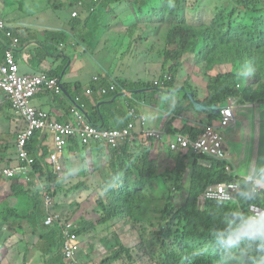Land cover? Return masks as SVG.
I'll return each mask as SVG.
<instances>
[{"label":"trees","instance_id":"16d2710c","mask_svg":"<svg viewBox=\"0 0 264 264\" xmlns=\"http://www.w3.org/2000/svg\"><path fill=\"white\" fill-rule=\"evenodd\" d=\"M78 1L81 0H68L67 7H77ZM85 1L86 10L91 13L85 20L84 28L89 29L93 35L104 26V11H92L98 3L93 0ZM101 1L102 9L111 8L112 12L113 6L123 0ZM126 1L130 4L132 12L124 31L129 33L132 42L137 39L145 40L143 33L154 30L161 32L162 37H158V40L162 41L161 45L153 44L154 49L143 47L149 52L152 49L154 54L157 53L162 58L163 74L156 82H123L114 77L109 78L108 75L101 76L87 87L92 90L91 94H87V89L83 90L80 84H66L64 87L70 95H73L72 88L76 87L78 102L96 123L103 117L101 128H121L135 120L129 109L136 108L138 115L139 102L146 94H131L127 98L130 105L119 99L105 103L99 111L97 103L101 99L113 96L121 90L153 86L174 87L180 84L183 88L190 87L193 90L190 83L198 79L196 75L205 79L200 81L204 97L200 98L194 91L196 99L202 104L222 106L231 97L237 98L244 108L264 102V0H225L220 6L215 0H198L197 7H194L191 0H159L154 9L146 8L149 0ZM137 2L139 5L136 6ZM203 4L205 6L200 10ZM211 6L214 7L210 12ZM189 13L193 16H188ZM73 21L79 26L82 24L79 18H73ZM2 31L9 42H12L14 37L18 38L19 45L28 38L18 31L13 33V30L6 26ZM7 32H11L12 37H8ZM46 36L57 45L67 41V33L64 31L47 30ZM2 40L0 36V61L4 62L10 43L4 44ZM245 66L252 70L249 74V78L253 76L251 81L242 80L240 77L239 70ZM61 70L50 75L58 77ZM181 78L183 80L179 81ZM110 82L115 83L116 91L103 94L100 87L108 86ZM239 82L243 83V88ZM148 93L152 106L158 104L159 98L169 96L159 91ZM183 99L173 107L172 116L165 123L164 130L167 134L180 132L196 139L207 127L220 128L219 116L196 111L184 92ZM10 106L12 108L11 102ZM192 110L194 113L190 114ZM183 112H186V118H190L185 120L182 126H177L175 120ZM52 118L56 119L53 116ZM40 134L41 132L37 131L28 143L29 149L36 154L32 171L29 173L35 176L34 182L32 181L30 220L38 222L41 230L39 238L46 242V264H68L67 258L60 250L62 236H58L59 227H48L44 224L46 208L39 191L42 183L51 181V184L47 183L48 188H51L52 184L54 186L50 209L75 221L70 215L71 208H60L59 205V202H62L59 183L61 175L65 172L68 145L72 150L97 153L99 159L103 158L105 150L111 152L103 169L108 171L112 179L104 182V191L97 197L96 211L99 216L95 222L85 219H80L78 223L75 221L76 232L80 235L86 234L101 224L116 226L120 224V220L138 232L137 242L132 247H128L120 238L114 236V243L106 245L109 253L99 264H111L122 258L130 262L145 258L157 264H233V258L239 255L240 249L225 247L218 240L217 233L224 229L231 212L249 213L252 203L264 206L262 189L258 190L255 198L251 200H242L237 195L234 200L210 201L201 208L198 205V197L209 184L237 178L227 173L228 161L207 154L168 150L162 143L141 134L121 142L120 146L115 148L100 142L81 145L79 137L69 136V144L61 158L62 169L56 172L50 168L51 152L45 149L41 150L40 155L37 153ZM165 149L167 158L160 164V153H152ZM2 159L0 156V161ZM15 175L16 173L10 177L13 195L19 197L28 194L23 184L19 183L22 176ZM3 177L9 178L4 175ZM171 180V186L167 187L168 181ZM239 180L241 190L251 181L245 177H239ZM78 189L89 187L82 181L69 188L70 191Z\"/></svg>","mask_w":264,"mask_h":264},{"label":"crops","instance_id":"0c3cea01","mask_svg":"<svg viewBox=\"0 0 264 264\" xmlns=\"http://www.w3.org/2000/svg\"><path fill=\"white\" fill-rule=\"evenodd\" d=\"M29 1L31 3H36L35 0ZM81 1L82 4L79 6L81 10L80 16H78L82 21L80 26L77 22L73 21V18L76 17H71V13L68 11V9H71L70 7H68V9L64 8L65 6L60 7L59 10H57V7V9L54 10L49 1L44 0L42 2H47L45 7L49 13H46L45 7L37 8L36 4V11L30 18L29 12L26 11L27 3L25 0H20L21 6L15 1L13 2V0L11 3H8L7 0L2 1L0 5V21H3L6 27L12 29L13 33L18 31L22 36L28 37L19 45V47L23 46V49L18 50V52L16 51V60L19 63L20 72L22 74L32 75L40 72L54 74L62 69L58 76L60 79L68 62V58L63 55L53 57L51 54L60 48L67 47L65 53L73 57V61L63 77L64 86L66 84H80L82 89L86 90L87 87L95 82V77L105 75H108L109 78L114 77L120 79L123 82L159 81L160 76L163 74L161 70L163 68V60L157 53H153L152 49L154 48L152 46L153 44H162V41L158 40V37H162L161 32L154 30L143 33L145 34V40L137 39L132 42L129 33L124 31L125 26L129 23L128 14L123 13L121 17H116L113 15L116 5L113 6L114 10L111 12V8H109V10L102 9V1H99L93 11H104L102 22L105 26L91 35L90 30L84 28L85 20L89 17L91 12L86 10V1ZM158 1L159 0H150L151 3L147 7L154 9ZM137 5H139L138 2L136 3V6ZM21 7L24 11L22 14L19 13V8ZM116 22H119V24L115 27L114 25ZM47 30L66 32L67 41L60 45L51 42L49 37L46 36ZM3 35L4 32L0 30V36L1 39H3L2 43H10ZM143 46L152 47L149 54L147 53L148 55L145 53L147 55L146 57H143L145 54L141 52L146 49ZM110 51L114 53L113 58L109 56ZM132 55H142V58L138 57L132 59ZM133 60H142L143 69L145 71L143 75L133 77L131 74V62ZM196 76L198 79L193 80L190 85L193 87V91H195L200 98H203L204 92L203 87H200V81L205 79L203 77L200 78L198 75ZM182 80V78L179 79V81ZM175 86L183 87L180 84H176ZM75 89L76 87L72 88L71 94L73 95L71 96L77 99L78 97ZM145 94L146 96L143 97V100H140L137 109L138 114L142 115L145 121L138 123L137 126L164 129L165 123L172 116L173 107L178 102L184 100L183 92L176 91L171 94H164L169 96L159 98L156 106L151 105L149 93ZM128 97H130V94L122 96L119 100L130 105L127 100ZM174 100L178 101L173 103L175 102ZM32 104L39 109H44L59 121L75 119L74 113H71L73 108L72 103L64 94L55 96L49 91H41L33 98ZM136 105H138V103H136ZM134 109L136 111V108ZM185 113L186 112H183V114L175 120L177 126H182L184 121H188L190 118H186ZM191 113H194V111L192 110L190 114ZM18 116L20 115L11 108L9 98L3 91H0V156L3 157L0 161V264H46L47 256L44 253L47 246L46 242L44 239L41 240L39 238L41 230L38 222H32L30 220V218L32 219L30 213L32 210V181L34 182L35 176L29 175L32 170L16 173L15 176H22L20 177L19 183L23 184L24 188L28 191V194L18 197L13 195L10 177L4 178L1 173L3 167H18L20 165L15 144L17 135L26 128V123L21 116ZM52 144L51 132H42L40 134V142L37 146V153L40 155L41 150L45 149L51 152ZM67 148H70L69 145ZM166 151V149L160 150L158 153L152 154L156 155L160 153L159 162L161 164L164 159L167 158ZM80 153L84 152H78L79 155ZM88 154L89 153H86L85 156H88ZM80 179H84V177ZM69 188L66 180H63L61 191L64 195L67 194L73 197V191L75 190H67ZM84 190L85 191L80 195L76 194V196L79 195L83 197L91 192L89 189ZM82 201L84 200H80V202ZM16 208H22L23 211H17ZM114 228V224L104 226L105 231L103 233L107 238L104 236L100 239L104 246L101 245L99 248L102 249L107 247L106 245L112 244L114 240L113 237L116 234Z\"/></svg>","mask_w":264,"mask_h":264},{"label":"built area","instance_id":"2783aa9c","mask_svg":"<svg viewBox=\"0 0 264 264\" xmlns=\"http://www.w3.org/2000/svg\"><path fill=\"white\" fill-rule=\"evenodd\" d=\"M99 2L100 0H94ZM79 2L78 6H81ZM94 10V9H93ZM92 10V11H93ZM73 17H78V13L74 11ZM5 23L0 21V30L4 29ZM8 37H12L11 32H7ZM12 46H9L5 53L4 62L0 61V91H3L9 98L13 109L26 122V128L17 136V152L19 160L23 163L18 167H6L3 171L5 176H12L18 171H27L31 169L36 160V154L29 149V141L34 134L39 132H51L52 149L50 153V168L56 172L62 169V155L66 146L69 144V136H77L81 145L92 142L107 143L110 147H119L120 143L131 140L135 135L141 134L143 137L153 138L154 140H168V149L172 151L181 150L183 152H192L198 154H207L223 161H228L226 171L232 174L230 164V153L226 149L225 132L236 122L235 110L238 108V100L235 97L228 99L225 105L221 106L218 125L219 129L207 127L203 134L193 139L188 134L180 132L169 135L164 129L140 127L138 123L145 121V118L136 114L134 108L129 109V113L135 118L127 125L121 128L104 129L98 125H93L81 114L73 105L72 111L75 119L69 121H58L53 119L52 115L44 109H39L32 104V97L41 92L49 91L52 94H62L59 87V78L52 76L46 72L38 74H22L15 57L14 47L18 46L19 39H12ZM99 80L98 76L94 78ZM239 87V85H238ZM116 85L110 82L108 86H101L100 91L108 94L116 91ZM124 91V90H121ZM92 90L87 89V94H91ZM78 101V100H77ZM253 180V176L247 177ZM51 184V181H47ZM47 183L39 186L42 195L43 205L46 208V216L44 224L48 227L58 226L60 232L58 236H62L60 250L68 260V264H82L78 252L81 247L80 234L76 232L77 224L75 221L65 218L60 212L52 211L50 208L53 202L52 190L54 186L48 188ZM238 190H241V182L236 178L229 181L211 183L198 197V205L203 208L210 201H229L237 198ZM262 190V189H259ZM264 198V193L261 194ZM264 209V206L258 203H252L249 206L250 212L253 210Z\"/></svg>","mask_w":264,"mask_h":264},{"label":"rangeland","instance_id":"374dc122","mask_svg":"<svg viewBox=\"0 0 264 264\" xmlns=\"http://www.w3.org/2000/svg\"><path fill=\"white\" fill-rule=\"evenodd\" d=\"M3 0H0V5L2 4ZM8 3H11L12 0H7ZM19 3V6H21L20 0H13V2ZM36 3H31L29 0H25L27 3L26 5V11L29 12L30 18L36 11V4L38 7H45L47 5L46 3H43L44 0H35ZM51 6L54 10L57 9V6L67 8L68 0H48ZM65 1V2H64ZM217 3H220L222 5L225 0H215ZM39 2V3H38ZM42 2V3H40ZM98 3V2H97ZM149 0V4H150ZM191 3L194 4V7L198 6V0H191ZM144 4H147V2H144ZM148 4V5H149ZM130 4H127L126 0H123L119 4L115 6L114 14L116 17H121V14L127 13V16L131 15L132 8H129ZM205 6L203 4L201 6V9ZM214 6H211L210 12L213 9ZM149 8L150 7H146ZM58 8L57 10H59ZM46 13H49L47 8L45 7ZM71 13L76 11L78 13V16H80V8L79 6L74 7L72 9H68ZM24 11L22 10V7L19 8V13L22 14ZM130 12V13H129ZM188 16H193L191 13H189ZM250 17V16H249ZM248 17V19H250ZM73 18V17H72ZM78 18V17H76ZM31 20V19H30ZM119 24V22L115 23V27ZM105 26V24L103 23ZM103 28V26H102ZM142 53H148L149 51L147 49L142 50ZM109 56L111 58L114 57V53L111 51L109 52ZM138 57L142 58V55L135 56L132 55V59H136ZM97 61V60H96ZM131 71L133 77L135 76H141L144 74L143 69V63L142 60H133L131 62ZM233 68V67H232ZM236 69V68H233ZM239 70V69H238ZM240 77L242 80L251 81L252 77L249 78V74L252 72L251 68L249 66H245L242 69L239 70ZM241 88H243V83H240ZM40 93V92H39ZM39 93L35 94L32 97V100L35 96H37ZM175 101V100H174ZM178 100H176L173 103H176ZM123 103V102H122ZM172 103V104H173ZM236 114V122L227 129L224 136L226 139V149L227 152L230 153V164L232 167V174L237 176V180H239V177H249L251 176V165L253 163L254 159V153L257 143V121H258V113L256 108L253 105H249V108H244V105L238 102V108L235 110ZM153 139V138H152ZM158 142L162 143L164 147L168 149V140L167 138L164 140H157ZM169 150V149H168ZM79 150H72L70 148H67L66 152V167L65 172L61 175L60 183H59V190H60V196L61 201L59 202L60 208H71L70 215L75 219V221L78 223L80 219H85L87 221H93L95 222L98 218V212L96 211L97 208V197L100 193L104 191L105 184L104 182L106 180H111V175L104 171V165L106 164L108 158L111 155V152H107L105 150L104 154H108L107 156H104L103 158L99 159L97 153H91L88 156H85L86 153H80ZM104 159V162H103ZM103 162V165H102ZM77 177V178H74ZM81 177H84V179H80ZM66 180V183L70 186H72L75 183L78 182H84L86 187H89L90 193H88L86 196H79L84 189H78L73 191L74 196L70 197L67 194H63L61 191V184L62 181ZM168 181L167 187H170V182ZM240 181V180H239ZM165 186V187H166ZM164 187V188H165ZM163 188V189H164ZM69 190V189H67ZM87 192V191H86ZM76 194H79L76 196ZM84 200L82 202L77 200ZM17 211L22 212V208H16ZM75 222V223H76ZM76 223V224H77ZM120 224H117L114 228L116 237L120 238L124 244H126L128 247L134 246V244L137 242L138 238V232L135 228L131 227V225H127L124 223L123 220L119 221ZM104 226L103 224L97 225L96 229H91L86 234H81V248L79 250V257L82 262V264H99V262L105 258L108 254V247L105 248H99V246L103 245V243L100 241V239L104 236H106L104 232ZM115 240V239H114ZM114 240L112 241V244L114 243ZM104 246V245H103ZM85 256V257H83ZM83 257V258H82ZM111 264H157L153 261H150L148 259H139L137 262H130L126 260L125 258L119 259Z\"/></svg>","mask_w":264,"mask_h":264},{"label":"clouds","instance_id":"9594fccd","mask_svg":"<svg viewBox=\"0 0 264 264\" xmlns=\"http://www.w3.org/2000/svg\"><path fill=\"white\" fill-rule=\"evenodd\" d=\"M79 2L82 3V1ZM12 44L13 43L10 42L8 47L12 46ZM15 145L17 150V139ZM20 164L22 165L23 163L20 161ZM13 167L16 168V166ZM5 168L6 167H3L1 171L3 175V171ZM28 170H32V167ZM253 177L254 179L249 181L244 186L243 190H238L237 194L240 199H254L256 192L259 189L264 188V172L257 170L253 173ZM217 238L225 247L240 249L239 255L233 258V264H264V209L253 210L251 212L249 210V213H243L240 211L231 212L225 222L224 229L221 232L217 233ZM241 245H243V247H241Z\"/></svg>","mask_w":264,"mask_h":264},{"label":"water","instance_id":"95a60500","mask_svg":"<svg viewBox=\"0 0 264 264\" xmlns=\"http://www.w3.org/2000/svg\"><path fill=\"white\" fill-rule=\"evenodd\" d=\"M23 49L22 47H15V52L18 50ZM67 50V47H63L58 49L56 52L52 53L51 55L53 57H57L59 55H63L68 58V62L65 66V69L59 79V87L61 89L62 94H64L69 101L72 103V105L81 113L83 116L93 124L98 125L101 127L103 125V117L101 116V119L99 122H95L93 118L88 114V112L85 110V108L73 97L68 93L64 87L63 84V77L65 75V72L67 71L68 67L71 65L73 61V57L67 55L65 51ZM151 91H159L164 94H171L176 91H182L186 94L187 99L189 102L193 105V108L201 113H204L206 115L210 116H219L221 107L218 104H212V105H205L202 104L200 101H197L195 97V93L192 89L190 88H183V87H166V86H153V87H148V88H138V89H130V90H124V91H119L113 96L105 97L101 99L97 103L98 109H101L102 105L105 103H110L113 102L117 99L122 98V96L126 94H136V93H148ZM258 113V121H257V143H256V148H255V153H254V159L253 163L251 165V175L253 176V173L257 170H260L261 172H264V102L260 103V105H253ZM254 178V177H253ZM264 190V188H261Z\"/></svg>","mask_w":264,"mask_h":264}]
</instances>
